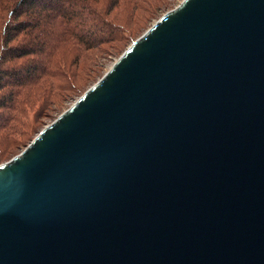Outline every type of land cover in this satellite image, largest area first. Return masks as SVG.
<instances>
[{
    "label": "water",
    "instance_id": "95a60500",
    "mask_svg": "<svg viewBox=\"0 0 264 264\" xmlns=\"http://www.w3.org/2000/svg\"><path fill=\"white\" fill-rule=\"evenodd\" d=\"M0 264H264V0H183L0 164Z\"/></svg>",
    "mask_w": 264,
    "mask_h": 264
},
{
    "label": "trees",
    "instance_id": "16d2710c",
    "mask_svg": "<svg viewBox=\"0 0 264 264\" xmlns=\"http://www.w3.org/2000/svg\"><path fill=\"white\" fill-rule=\"evenodd\" d=\"M119 3L121 0H0V119L6 109L23 113V105L36 98L54 75L65 79L63 87L68 88L66 47L88 51L114 40L110 29L119 31L120 27L109 17ZM12 117L8 114L9 120Z\"/></svg>",
    "mask_w": 264,
    "mask_h": 264
},
{
    "label": "rangeland",
    "instance_id": "374dc122",
    "mask_svg": "<svg viewBox=\"0 0 264 264\" xmlns=\"http://www.w3.org/2000/svg\"><path fill=\"white\" fill-rule=\"evenodd\" d=\"M183 0H121L109 19L120 27L110 29L116 37L97 49L85 51L68 50L64 65L65 79L58 75L46 80L29 104L23 105L24 112L6 109L0 119V164L20 154L47 125L70 108L91 86H93L126 51L137 38L142 36L162 15L177 7ZM120 37V38H119ZM117 38L120 39L117 41ZM46 102L47 105H44ZM51 104V105H48ZM8 114L14 116L8 119Z\"/></svg>",
    "mask_w": 264,
    "mask_h": 264
}]
</instances>
